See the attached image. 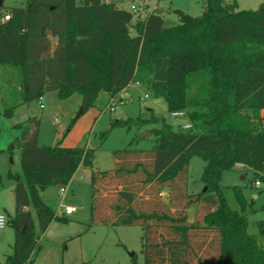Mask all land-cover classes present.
<instances>
[{
	"label": "trees",
	"instance_id": "1",
	"mask_svg": "<svg viewBox=\"0 0 264 264\" xmlns=\"http://www.w3.org/2000/svg\"><path fill=\"white\" fill-rule=\"evenodd\" d=\"M202 1L200 16L175 11L180 23L170 28L156 12L133 27L130 11L102 0H26L5 11L2 5L0 67L19 71L21 102L0 116L11 118L51 91L61 99L80 94L85 112L101 93L115 100L132 85L146 86L192 128L175 130L153 113L115 121L152 126L154 146L116 151L114 169L93 171V223L140 227L143 264H264V245L247 232L246 216L227 205L221 186L222 174L237 165L264 179V3L239 10L236 2ZM27 123L16 125L21 137L0 151L19 150L21 163L20 173L8 174L15 182V242L6 264H34L42 250L37 225L44 232L66 221L42 193L67 187L81 166L93 168V150L39 146L40 121ZM194 156L205 161L207 190L190 194ZM132 260L138 264L136 255Z\"/></svg>",
	"mask_w": 264,
	"mask_h": 264
},
{
	"label": "rangeland",
	"instance_id": "2",
	"mask_svg": "<svg viewBox=\"0 0 264 264\" xmlns=\"http://www.w3.org/2000/svg\"><path fill=\"white\" fill-rule=\"evenodd\" d=\"M102 1L114 3L130 11L134 16L133 27L137 20L144 19L152 12L162 16L165 27L170 28L180 23L175 11H182L193 17L200 16L205 11L202 0ZM234 2L237 3L239 10H257L264 0H222L223 5ZM25 5L26 0H4L3 10ZM133 8L135 10H132ZM131 34H136L134 28L131 29ZM51 41L55 46L57 40L51 38ZM19 91V71L0 67V112H3L5 107L21 102ZM112 100L107 94L101 93L95 105L77 117L81 110L82 96L75 93L61 99L56 91H51L45 93L39 101L18 106L11 118L3 114L0 116V151L8 150L14 141L21 137L23 131L16 128V125H26L29 119L36 118L40 121L39 146L50 147L57 144L65 148L87 146L94 152L93 168L81 166L71 179L64 197L61 196L60 187H51L42 193L44 202L57 214L61 211L62 202L65 206L76 207L77 212L64 217L66 221L52 222L44 232L36 223L42 250L36 256L34 264H134L132 258L135 255L137 259L141 258V261H137L138 264H143L141 254L143 231L140 227H113L109 223H93V170L114 169L116 151L151 150L154 146V138L150 133L152 126L138 128L135 124L116 125L115 121L137 120L153 113L164 118L175 130L184 125L191 129L192 122L186 116L172 117L165 100L151 96L146 86L134 85L128 88L126 93H122L120 98L113 102ZM204 169L203 158L194 156L190 159L188 166L190 194L204 192L206 188L202 182ZM9 172H21L20 151L17 149L0 156V192L4 194L10 185L15 184L8 178ZM256 181L261 185L256 186ZM221 186L227 205L246 216L247 232L256 236L264 245V179L256 177L251 171L235 167L222 174ZM113 188L114 186L109 189L114 191ZM237 193L241 194L244 204L238 199ZM163 199L166 203L169 201L165 193ZM0 205L7 207L10 216L13 217L15 204L13 201L12 207H9L11 205L9 196L0 198ZM195 215V209L192 208L189 211L190 221H194ZM10 227L12 228L9 223L5 230L0 231V239L7 240L6 234L13 232ZM13 235L10 241L0 244V264H6L7 257L12 254ZM131 254H134L133 257Z\"/></svg>",
	"mask_w": 264,
	"mask_h": 264
},
{
	"label": "crops",
	"instance_id": "3",
	"mask_svg": "<svg viewBox=\"0 0 264 264\" xmlns=\"http://www.w3.org/2000/svg\"><path fill=\"white\" fill-rule=\"evenodd\" d=\"M145 18V17H144ZM131 87H134V85H132V86H130L129 88H131ZM128 90V89H127ZM127 90H125L124 92L126 93L127 92ZM123 92V93H124ZM122 95V94H121ZM121 97V96H120ZM122 99V98H121ZM3 151V150H2ZM2 156V155H1ZM236 167H238V168H242V166L241 165H237ZM93 171H100V170H93ZM14 186H15V184L14 185H10V188L6 191V193L4 194L3 192L1 193L0 192V198H2L3 196H6V197H10V206L9 207H12V202L14 201V204H15V200H14ZM69 186V185H68ZM68 186L67 187H64L63 189L65 190V192L64 193H62V188H61V196L62 197H64V195L66 194V192L68 191ZM166 195H167V192H164ZM42 198H43V196H42ZM44 201V200H43ZM62 203H64V202H62ZM65 205V204H64ZM15 206V205H14ZM11 209H13V208H11ZM23 210H25V211H27L28 210V208H24ZM10 210H8V208L7 207H5V206H1L0 205V214H3V215H5V216H7V218H8V225H9V223H10V218H12L11 216H10V212H9ZM77 212V211H76ZM75 212V213H76ZM14 213H15V207H14V210H13V216H14ZM9 216V217H8ZM7 225V226H8ZM11 228V227H10ZM6 229V228H5ZM5 229H2V230H5ZM11 230H13V232H14V229L13 228H11ZM1 231V230H0ZM12 232V231H11ZM7 233L6 234V236H5V238L7 237V240H5L6 242L9 240L10 241V239H11V237H12V235L14 236V242H15V233ZM4 241V239H0V244L1 243H4L5 242ZM14 245V244H13ZM12 250H13V247H12ZM137 261L139 262V261H141V258L140 259H137Z\"/></svg>",
	"mask_w": 264,
	"mask_h": 264
},
{
	"label": "built area",
	"instance_id": "4",
	"mask_svg": "<svg viewBox=\"0 0 264 264\" xmlns=\"http://www.w3.org/2000/svg\"><path fill=\"white\" fill-rule=\"evenodd\" d=\"M132 10H135V8H133ZM10 17L8 15H6L3 19L2 22H6L9 21ZM113 102V100H112ZM41 107L43 108L44 105L42 104ZM113 110V109H112ZM172 117L177 118V117H183L184 114L183 113H173L171 114ZM189 126L188 125H184V128L187 129ZM261 176L264 178V171L261 173ZM256 186H260L261 183L259 181L255 182ZM65 190L62 188V193H64ZM60 210L58 215L59 216H63V217H67L70 215H73L76 211L77 208L74 206H65L64 203L61 204L60 206ZM8 225V218L7 216L0 214V230L5 229Z\"/></svg>",
	"mask_w": 264,
	"mask_h": 264
},
{
	"label": "water",
	"instance_id": "5",
	"mask_svg": "<svg viewBox=\"0 0 264 264\" xmlns=\"http://www.w3.org/2000/svg\"><path fill=\"white\" fill-rule=\"evenodd\" d=\"M4 3V0H0V7L3 5ZM84 113V110L81 108L80 112L78 113L77 117H80L82 114ZM207 189L205 188L204 189V192L206 191ZM134 254H131V257H133Z\"/></svg>",
	"mask_w": 264,
	"mask_h": 264
}]
</instances>
